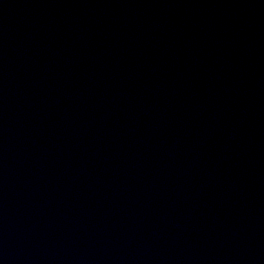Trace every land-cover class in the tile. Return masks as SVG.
<instances>
[{
    "label": "water",
    "instance_id": "1",
    "mask_svg": "<svg viewBox=\"0 0 264 264\" xmlns=\"http://www.w3.org/2000/svg\"><path fill=\"white\" fill-rule=\"evenodd\" d=\"M0 264H264V0H0Z\"/></svg>",
    "mask_w": 264,
    "mask_h": 264
}]
</instances>
